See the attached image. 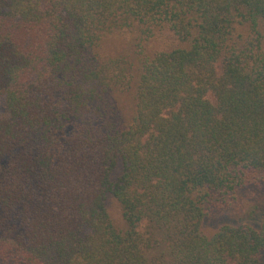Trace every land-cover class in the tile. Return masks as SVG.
Masks as SVG:
<instances>
[{"label":"trees","instance_id":"obj_1","mask_svg":"<svg viewBox=\"0 0 264 264\" xmlns=\"http://www.w3.org/2000/svg\"><path fill=\"white\" fill-rule=\"evenodd\" d=\"M0 264H264V0H0Z\"/></svg>","mask_w":264,"mask_h":264},{"label":"rangeland","instance_id":"obj_2","mask_svg":"<svg viewBox=\"0 0 264 264\" xmlns=\"http://www.w3.org/2000/svg\"><path fill=\"white\" fill-rule=\"evenodd\" d=\"M210 99H212V101L214 100L211 95H210Z\"/></svg>","mask_w":264,"mask_h":264}]
</instances>
